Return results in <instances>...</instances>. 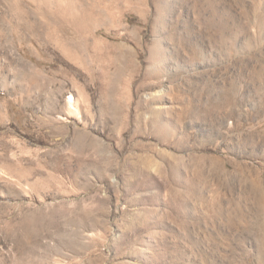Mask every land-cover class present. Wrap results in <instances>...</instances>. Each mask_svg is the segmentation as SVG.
Here are the masks:
<instances>
[{
  "label": "rangeland",
  "instance_id": "1",
  "mask_svg": "<svg viewBox=\"0 0 264 264\" xmlns=\"http://www.w3.org/2000/svg\"><path fill=\"white\" fill-rule=\"evenodd\" d=\"M27 1L0 0V264H264V0Z\"/></svg>",
  "mask_w": 264,
  "mask_h": 264
},
{
  "label": "bare ground",
  "instance_id": "2",
  "mask_svg": "<svg viewBox=\"0 0 264 264\" xmlns=\"http://www.w3.org/2000/svg\"><path fill=\"white\" fill-rule=\"evenodd\" d=\"M29 4H33L34 3V0H29V1H27ZM19 4H20V1H19ZM19 4H17L15 7H18L19 6ZM39 5V4H38ZM47 5V4H46ZM70 10V9H69ZM18 11V10H17ZM16 11V12H17ZM15 12V11H14ZM44 15V14H43ZM68 18V17H67ZM26 19V18H25ZM52 19V18H51ZM61 19V20H60ZM72 18H70V23L72 24V26L73 27H71V28H74L76 31L78 30V29H76L77 27H76V25H77V22L79 21H77L76 22V24H73V22H72ZM45 21V20H44ZM54 21L56 22V23H58L59 24V26L60 25H63V22H64V16L62 15L61 17H59L58 19H57V21H56V18L54 19ZM30 22V21H29ZM31 23V22H30ZM48 24V23H47ZM51 24V23H50ZM32 25V24H31ZM78 26V25H77ZM31 27V26H30ZM79 27V26H78ZM32 28V27H31ZM51 28V27H50ZM60 29H62V30H66V27L63 25L62 27H60ZM59 29V30H60ZM79 29H80V27H79ZM56 30V29H55ZM80 31V30H79ZM34 32V31H33ZM62 33H64V32H62ZM63 35V34H62ZM52 37V36H51ZM50 37V38H51ZM62 38V37H61ZM72 38V37H71ZM62 40V39H61ZM73 43V42H72ZM63 46V45H62ZM69 48V47H68ZM66 49V48H65ZM73 49V48H72Z\"/></svg>",
  "mask_w": 264,
  "mask_h": 264
}]
</instances>
